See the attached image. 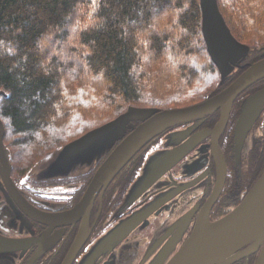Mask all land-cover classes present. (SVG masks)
Here are the masks:
<instances>
[{
	"label": "trees",
	"instance_id": "16d2710c",
	"mask_svg": "<svg viewBox=\"0 0 264 264\" xmlns=\"http://www.w3.org/2000/svg\"><path fill=\"white\" fill-rule=\"evenodd\" d=\"M264 45V0H218ZM199 0H0V118L16 165L40 162L129 106L171 109L219 90Z\"/></svg>",
	"mask_w": 264,
	"mask_h": 264
},
{
	"label": "flooded vegetation",
	"instance_id": "af4514ba",
	"mask_svg": "<svg viewBox=\"0 0 264 264\" xmlns=\"http://www.w3.org/2000/svg\"><path fill=\"white\" fill-rule=\"evenodd\" d=\"M256 60L248 56L215 93ZM263 90L264 78L235 99L216 140L209 131L219 111L162 131L97 190L91 206L80 210L76 207L96 171L122 140L90 170L79 167L65 177L39 179L44 161L17 166L0 118V264H165L190 237L211 199L208 217L215 221L243 201L264 171V100L240 145L235 137L243 102ZM180 151L141 193L130 194L151 156L164 152L171 158ZM217 151L226 168L222 179ZM258 253L245 245L227 264H254Z\"/></svg>",
	"mask_w": 264,
	"mask_h": 264
},
{
	"label": "water",
	"instance_id": "95a60500",
	"mask_svg": "<svg viewBox=\"0 0 264 264\" xmlns=\"http://www.w3.org/2000/svg\"><path fill=\"white\" fill-rule=\"evenodd\" d=\"M201 30L207 52L219 73L218 86L228 81L238 68L244 67L253 48L240 42L231 32L218 0H199ZM261 58L246 63L245 68L225 89L214 93L201 102L179 108L129 106L114 119L95 127L80 137L62 145L44 161L37 174L39 179L69 175L77 168L90 170L115 144L120 145L108 156L92 178L86 195L76 209H87L97 190L107 184L125 162L142 146L167 128L202 119L219 111L215 127L209 131L214 139L227 125L235 99L250 86L264 78V45L257 47ZM0 96L5 93L0 90ZM264 90L247 98L241 107L235 126V137L240 145L243 135L262 110ZM139 123L135 127V123ZM1 130H3L0 121ZM127 130L132 132L123 138ZM183 152L168 158L164 152L151 156L142 174L133 183L130 194L141 193L155 175L170 166ZM219 178L226 173L221 152L217 151ZM212 199L202 210L195 228L176 254L165 264H227L235 252L245 245L259 253L254 264H264V171L253 184L243 201L222 218L210 221L208 211ZM75 212V211H74ZM161 264V263H160Z\"/></svg>",
	"mask_w": 264,
	"mask_h": 264
},
{
	"label": "rangeland",
	"instance_id": "374dc122",
	"mask_svg": "<svg viewBox=\"0 0 264 264\" xmlns=\"http://www.w3.org/2000/svg\"><path fill=\"white\" fill-rule=\"evenodd\" d=\"M219 81V80H218ZM37 163V162H36Z\"/></svg>",
	"mask_w": 264,
	"mask_h": 264
}]
</instances>
